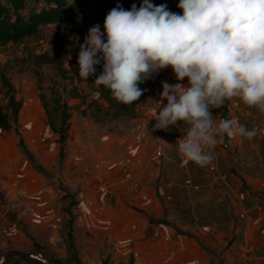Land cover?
<instances>
[{
  "label": "rangeland",
  "instance_id": "obj_1",
  "mask_svg": "<svg viewBox=\"0 0 264 264\" xmlns=\"http://www.w3.org/2000/svg\"><path fill=\"white\" fill-rule=\"evenodd\" d=\"M127 1L95 3L73 23L0 43V102L10 112L4 74L22 105L17 124L0 128V264H264V112L226 101L227 118L257 135H217L215 159L200 167L178 153L186 123L154 129L162 82L187 84L171 67L143 82L136 116L110 119L102 100L91 102L95 87L37 58L58 56L69 69L77 42L70 27L91 19L104 32L106 15L117 5L128 10ZM56 93L71 112L62 155L44 107ZM223 109H210L217 125ZM141 121L148 135L129 151ZM128 155L141 159L131 165L132 179L118 165Z\"/></svg>",
  "mask_w": 264,
  "mask_h": 264
},
{
  "label": "clouds",
  "instance_id": "obj_2",
  "mask_svg": "<svg viewBox=\"0 0 264 264\" xmlns=\"http://www.w3.org/2000/svg\"><path fill=\"white\" fill-rule=\"evenodd\" d=\"M178 7L182 14L150 0L130 10L117 5L105 17L104 32L92 26L79 45L78 73L88 80L103 61L94 83L129 106L153 73L171 67L177 81L187 78V84L162 82L158 104H167L155 113L154 129L186 123L178 153L206 167L215 159L217 135H257L233 119L217 125L210 109L239 98L264 112V0H179Z\"/></svg>",
  "mask_w": 264,
  "mask_h": 264
},
{
  "label": "trees",
  "instance_id": "obj_3",
  "mask_svg": "<svg viewBox=\"0 0 264 264\" xmlns=\"http://www.w3.org/2000/svg\"><path fill=\"white\" fill-rule=\"evenodd\" d=\"M111 1L112 0H0V43L21 42L27 37L37 35L43 26L50 24L63 26L73 23L82 16L84 9L90 8L95 3L109 4ZM150 2L157 6L165 4L169 11H171V6H175L176 11L179 14H182V9L178 7L179 0H150ZM142 3L143 0H129L126 2V8L130 10L133 4L139 8ZM97 24L98 23L94 20L88 19L83 26L70 27V32L77 37V42L71 45L69 49L72 58V64L69 69L63 67L62 61L58 56H52L44 52L37 55V58L42 63L52 64L59 74H70L77 83H85L88 86L95 87L97 89L98 98L91 102L99 104V100H102L105 105L99 106L101 112H103L106 117H109L110 119H119L124 116L134 117L138 113L137 105L140 102V98L130 106L123 105L113 98L109 89L103 85H97L94 83L97 77L103 72V61L96 66V73L90 76L88 80L79 77V45L84 43V39L89 29ZM1 75L4 85L7 87V106L10 109V112L9 110H4V107L0 102V128L9 130L17 124L22 105L21 102L16 99L13 93V86L8 81L7 77L4 74ZM142 85L143 83H140L138 86L141 87ZM72 90L73 96H81L78 87H74ZM44 107L49 117V126L59 135V140L61 142L60 154L62 155L65 143L70 135V107L67 102L62 100L60 93H56L52 107L46 102L44 103ZM223 108V116L225 119H228L226 115L227 102H225ZM225 138L228 140L226 134ZM23 149L29 154L31 161L33 162L32 155L28 152L25 146H23ZM37 168L41 170V167ZM72 238L73 237L70 235L69 246L70 249L74 251L75 247ZM129 264H134V261L130 260ZM219 264L225 263L220 262Z\"/></svg>",
  "mask_w": 264,
  "mask_h": 264
},
{
  "label": "built area",
  "instance_id": "obj_4",
  "mask_svg": "<svg viewBox=\"0 0 264 264\" xmlns=\"http://www.w3.org/2000/svg\"><path fill=\"white\" fill-rule=\"evenodd\" d=\"M166 104H167L166 101L162 102L160 104V110ZM138 105H137V107H138ZM147 135H148L147 123H145L144 121H141V123H139L135 127L134 139H133V142L128 145V150L133 151V149L135 148L136 145L141 144L146 139ZM134 162L140 163L141 159L140 158L134 159L131 155H128L127 157L122 158L121 160L118 161V165L121 167V169L123 170V172L125 174V177L128 179H132V173H131L132 167H131V165ZM241 196L244 197L243 194ZM158 234H159V231H156V235H158Z\"/></svg>",
  "mask_w": 264,
  "mask_h": 264
}]
</instances>
